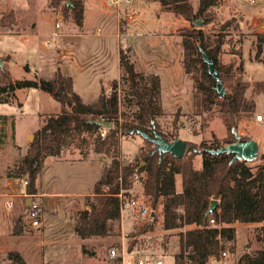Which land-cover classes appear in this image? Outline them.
Listing matches in <instances>:
<instances>
[{"label":"rangeland","instance_id":"1","mask_svg":"<svg viewBox=\"0 0 264 264\" xmlns=\"http://www.w3.org/2000/svg\"><path fill=\"white\" fill-rule=\"evenodd\" d=\"M199 1L191 0L195 13ZM64 5L63 1L54 3L53 0H0V60L5 70V78L0 73V82L53 79L58 68H62V72L69 70V61L58 55L61 53L60 48L46 47L45 41L50 39L51 32L55 30V23L60 20L63 21L61 30L65 36L84 35L86 21V32L89 36H80L79 44L81 52H84L82 57L87 50L88 53L99 52L102 48L100 45L104 42L114 56L118 43L117 37L112 35L115 31L120 40L119 56L121 49L131 48V60L139 72L160 76L164 112L156 122L160 133L168 138L173 135L180 139L185 138L199 150L203 144L209 145L214 138L223 145L226 140H233L232 129L235 127L243 139L259 140L258 158L246 164L253 173L260 170L264 165V121H258L257 117L260 114L264 117V87L261 91L255 88L257 84H264L263 55L259 59L256 58L258 35L264 33V27L260 28L256 22L263 11L264 0L257 4H251L247 0H218L217 7L212 12V21L208 24L205 22L201 27L208 35L211 46L216 45L219 38H223L219 66L224 73L221 74L224 86L231 92L230 84L237 80L248 82L250 88L246 92V98L256 103L255 112L251 117L237 119L230 126L226 125L215 108L211 113L196 114V89L192 78L185 73L180 32L183 27H196L190 20L175 16L162 5L161 0H132L129 7H121L129 9L125 14L121 13V18L114 17L117 8L109 6L106 0H84L83 25L78 26L72 12L66 11ZM199 19L200 17L195 18ZM98 29H103V32L107 33L105 36L108 35L103 41L102 38H95ZM93 60L95 59L88 62ZM107 73L109 75H101V79L107 86L112 79L109 90L102 88L100 80L97 84L96 79L87 73H79L75 79V88L83 102H96L101 89L111 93L113 81L121 79L122 72L117 79L118 70L114 61H111ZM15 95L13 103L0 104V115L10 117V121L14 118L15 121V131L10 123L7 124V138L5 144L0 147V182L7 177V170L14 168L27 152L29 144L35 141L36 132L47 117L59 113L62 109L59 102L39 89H19ZM153 147V143L142 136L130 134L122 139L120 160L123 164L140 162L144 165V162H141V151H148ZM62 155L66 161L55 162L48 157L40 174L43 190L53 189L67 195L48 202L42 197L45 220L43 230L24 228L21 235H14L13 227L17 219L20 218L24 222L26 205L19 201L12 210L0 209V264L8 263L7 255L11 251L32 253L29 243L34 241L37 245H42L43 254L50 260V264L53 263L51 261L58 260V257H62V261L58 260L59 264H121L116 258L110 257V250L116 249L121 253L130 248L154 253L163 258L165 264H176L174 257L180 250V233L193 226L164 231L161 226V206L155 211L153 230L147 233L140 234L139 231L149 222L140 221L135 210L130 209L122 211L121 221L111 224L109 236L82 240L80 245L71 243L66 252L64 248L58 247L59 240L64 237L80 239L75 234L74 226L79 212L86 208L88 197L77 195L93 191L95 182L102 175L104 163L111 162L110 158H101L93 152H90L89 159L85 160L77 149H70ZM193 165L196 169L202 167V156L199 152L194 157ZM176 188L182 189L181 176L176 179ZM129 198L146 203L152 210L151 200L144 195L142 182L134 181ZM123 213L128 223L122 230ZM235 224L237 239L234 250L231 252L227 249L228 256L218 262L222 260L226 261L225 264H230L229 261L234 263L236 258L237 263L241 254H232L238 249L242 253L245 247H261L257 241V224ZM60 228L63 230L59 231ZM83 245L87 252H83Z\"/></svg>","mask_w":264,"mask_h":264},{"label":"trees","instance_id":"2","mask_svg":"<svg viewBox=\"0 0 264 264\" xmlns=\"http://www.w3.org/2000/svg\"><path fill=\"white\" fill-rule=\"evenodd\" d=\"M61 1L65 3L64 9L72 12L77 25L82 26L84 2L53 0L54 3ZM161 3L175 16L190 21L200 17L208 24L213 19L212 12L218 0H200L197 13L191 0H161ZM180 32L185 73L192 78L196 89V114L211 113L215 108L228 126L237 119L251 117L256 103L246 98L249 83L237 80L230 84L231 92L220 98L215 90L216 81L203 61L201 50L214 61L220 77L224 74L219 66L223 38L211 46L208 35L201 28L183 27ZM131 52V48L121 49V79L113 81L110 94L103 89L98 100L90 104L83 102L76 94L72 77L60 71L53 79L1 81L0 104L13 103L19 89L33 88L48 93L62 107L60 113L47 117L37 130L35 141L29 144L27 152L14 168L7 170L5 176L27 177L30 181L29 191L37 193V180L48 157H57L70 149H77L85 159L90 152L101 158H110L111 162L103 165L92 197L88 196L86 208L78 214L75 234L81 240L109 236L111 224L121 218L119 193L124 190L126 196H131L134 177L138 176L144 195L151 200L152 210L155 212L161 206L164 231L194 226L180 233V250L174 257L176 264H208L211 257L219 259L227 249L233 252L237 239L236 229L232 226L234 223H264V165L253 173L245 161L231 164L232 154L212 155L204 150L221 147L223 144L216 138L209 145L203 144L200 149L201 169L193 165L197 153L191 151L182 158H176L168 153L160 154L155 146L151 150L141 151L144 165L140 162L123 164L120 160L123 137L137 130L151 135L158 131L157 119L164 115L160 76L139 72L131 60ZM262 55L264 61V33L258 35L256 58ZM0 73L5 78V70L1 67ZM263 87L264 84H257L255 89L261 91ZM96 121L112 123L105 138L100 136L101 127ZM9 123L15 131L14 118L10 121V117L0 115V147L5 144ZM170 139H177V136L173 135ZM234 140H226L224 144ZM177 176H181L182 180L180 191L176 188ZM213 199L219 201L218 205L206 219ZM212 218L217 227L209 224ZM24 228V222L17 219L13 234L21 235ZM152 230L153 225L146 223L139 233ZM258 231L257 241L261 248L246 252L237 264H264V224ZM83 252H87L84 245ZM7 260V264H28L18 251L9 252ZM116 260L121 263V257Z\"/></svg>","mask_w":264,"mask_h":264},{"label":"crops","instance_id":"3","mask_svg":"<svg viewBox=\"0 0 264 264\" xmlns=\"http://www.w3.org/2000/svg\"><path fill=\"white\" fill-rule=\"evenodd\" d=\"M153 1L155 2V0H153ZM130 4H125V5L127 7H129ZM121 7L120 8H117L116 12L114 13V17L116 16V18H121L122 17L121 16V13H124V12L129 11L128 8H124V7L121 8ZM85 18H86V16H85ZM263 27H264V25H262L260 28H263ZM85 28H86V31H87V23H86V21L84 22V29ZM86 31H85V34L84 35H76V36L75 35H73V36L72 35H70V36L66 35L65 36V34L62 32V30H60L61 36L57 39V43H58L59 48L61 50L60 51L61 53H58L57 52L58 55L62 59L69 61V64H70V68L66 72H62V70H61L62 68H58V71L62 72L65 75H68V76H71L72 77V79H73V86H74V91L75 92H76V88H75V81L76 80L75 79L79 75V73L85 72L90 77H92L93 79H96L97 84H99L98 83L99 80H100V83L103 84L102 83L103 80L101 79V75H109L107 72H108V69L110 67V63H111V61H114L115 66H116V68L118 70V77H117V79L120 77V74H121L120 56H119V50H120V45L119 44H120V40H119V37H118L117 32L113 31L114 33L112 34V35L116 36L117 39H118V43H117V47H116L114 56L111 55L109 48L106 47V44L104 42V43H102L100 45V46H102V48H101V50L99 52H95L94 53V51H93V52L88 53V50H87V51H85V55L83 56L84 57L83 58L82 57V53H84V52H81V45L79 43L81 41L80 36H83V37L89 36ZM106 34L107 33H104L103 32V29H102V32H101L100 35H98V34L95 33V36H96L95 38H97V39L102 38V41H103L105 39L104 37H107L108 36V35L105 36ZM137 36H139V35H137ZM56 51H58V50H56ZM92 59H95V60H93L91 63L88 62L89 60H92ZM62 62H63V60L60 61V64H62ZM111 82H112V79L109 82V86L103 84L102 88L105 87V88H107V90H109V87H110V83ZM101 92H102V89H101ZM162 93H163V89H162ZM76 94H78V93L76 92ZM100 94L101 93H99L98 98H99ZM60 112H61V110H60ZM53 114H58V113H53ZM185 140H187V139H185ZM64 153H62V154H64ZM62 154L60 156H57V157H49V158L50 159L51 158L54 159L55 162H58V161L59 162L60 161H66L65 158L61 157V156H63ZM49 158H47V159H49ZM85 160H87V159H85ZM178 177L179 176H177V178ZM36 186H37V193L41 194L42 197H44L47 202H48V200H51V199H55V198L67 196V195H63L61 193H58L56 190H53V189H51L50 191L43 190L44 189L43 188V183H42V179H40V177L37 180ZM94 186H95V184H94ZM93 191H94V187H93ZM93 191H91L89 194H82V195H77V196H85V197L92 196L93 195ZM121 214H122V211H121ZM123 216H124V213L122 215V230L124 228V225L126 223H128V219L125 220ZM120 221H121V219H120ZM241 224H245V225L257 224L260 227L264 223H241ZM232 226L235 227V229L237 227V225L235 223ZM44 227H45V220H44V214H43V226L40 229H28V228H25V229L26 230H43ZM62 230H63L62 228L59 229V231H62ZM81 242H82L81 239H77L76 240V239L65 238L64 237L63 239H60L59 240V246L58 247L64 248V252H66V251H68V247L70 246L69 244L76 243V244L80 245ZM31 244L29 243V246L32 249V253H27L26 254V253H24L22 251H19V250H14V251L20 252L21 255L28 262V264H50V262H48L50 260H48L44 256V254H43L44 253L43 252L44 248L42 247V245H37V242H35V241H34V243H31ZM259 248H261V247H257L256 249L249 248V247H245V249L242 250V253H240V250L238 249L237 252L234 253V254H232V255L233 256H235V255L238 256L239 254H241L239 256H242L243 254H245L248 251L257 250ZM27 255L29 256V258H28ZM56 259L62 261V257H58ZM58 260L51 261V263L53 262L52 264H59L60 261H58ZM225 263H226V261L224 262V261L221 260V262L220 261L219 262L217 261V262L208 263V264H225ZM229 263L230 264H237L236 263V258H235L234 263H233V261H229Z\"/></svg>","mask_w":264,"mask_h":264},{"label":"built area","instance_id":"4","mask_svg":"<svg viewBox=\"0 0 264 264\" xmlns=\"http://www.w3.org/2000/svg\"><path fill=\"white\" fill-rule=\"evenodd\" d=\"M84 2V0H81ZM107 4L111 7L120 8L125 4H130L132 0H106ZM251 4H257L260 0H247ZM129 17V16H128ZM130 18V17H129ZM128 19V18H127ZM63 21H59L55 24V30L51 32L50 39L45 41L46 47H53L59 49L57 39L61 36V28ZM256 25L261 27L264 25V8L257 20ZM101 29L96 31V34L100 35ZM58 37V38H57ZM57 38V39H56ZM258 121H264V117L260 114L257 117ZM107 128L101 127L99 134L102 138H105L107 134ZM135 181H140L138 176L134 177ZM30 181L27 177H6L0 182V209L12 210L15 208L18 202L25 204V215H24V227L28 229H40L43 226V201L42 195L39 193H31L29 191ZM121 199V211L124 210H135L137 218L140 221L149 222L151 209L149 206L138 200L129 198L122 190L119 193ZM31 200V205L27 210V200ZM209 224L212 227H217L215 219H210ZM220 239V236L218 237ZM230 244V243H227ZM112 259L121 257V264H165L163 258L158 257L154 253L140 252V250H129L124 249L121 253H118L116 249H111L109 253ZM228 253L223 252L219 259L227 257ZM219 259L211 257L208 263L217 262Z\"/></svg>","mask_w":264,"mask_h":264},{"label":"water","instance_id":"5","mask_svg":"<svg viewBox=\"0 0 264 264\" xmlns=\"http://www.w3.org/2000/svg\"><path fill=\"white\" fill-rule=\"evenodd\" d=\"M192 24L198 28H201L205 24V20L200 18L199 20H195L192 18ZM203 61L207 64L208 67V73L214 78L216 81L215 90L217 91L220 98L224 97L228 94V89L224 86V82L222 78L220 77L219 71L215 66L214 61L207 55V53L204 50H201ZM0 67L3 68V62L0 60ZM68 106L70 107L71 104L69 103ZM96 124H98L100 127H105L107 129H110L112 127V123L106 122V121H96ZM235 140L233 142L227 143L218 149H204L206 151H209L212 155H221V154H232L233 158L231 160V164H233L236 161H245V162H251L258 158L259 151H260V145L256 139L250 138V139H243L238 132L236 131L235 127L232 129ZM132 134H137L142 136L145 140L150 141L153 143L156 147V150L160 154H171L176 158H182L185 156L187 151H193L195 153L200 152L198 151L197 147L195 145H188V141L185 139L177 138L174 141H169L161 133L154 132L153 136L141 131H133ZM218 200L213 199L210 202V206L208 208V211L206 213V219L210 214L214 212L216 209V206L218 205ZM31 205V200H27V210L29 209ZM155 212L151 211L150 213V220L149 224L153 225L155 220Z\"/></svg>","mask_w":264,"mask_h":264},{"label":"flooded vegetation","instance_id":"6","mask_svg":"<svg viewBox=\"0 0 264 264\" xmlns=\"http://www.w3.org/2000/svg\"><path fill=\"white\" fill-rule=\"evenodd\" d=\"M155 132V131H154ZM154 132L151 134L152 136H153V134H154ZM156 132H158V131H156ZM159 133V132H158ZM163 135V134H162ZM164 136V135H163ZM164 138H166L165 136H164ZM167 140H169V141H174L175 139H170V138H166ZM148 141V140H147ZM150 142V141H149ZM188 145L190 146V145H192V144H189V142H188ZM155 146V145H154ZM198 151H201L200 149L198 150ZM188 152V151H187ZM186 152V153H187ZM198 153V152H197ZM186 155V154H185Z\"/></svg>","mask_w":264,"mask_h":264}]
</instances>
